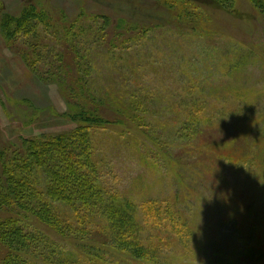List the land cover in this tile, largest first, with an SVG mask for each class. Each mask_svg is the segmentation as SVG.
<instances>
[{
  "label": "rangeland",
  "instance_id": "374dc122",
  "mask_svg": "<svg viewBox=\"0 0 264 264\" xmlns=\"http://www.w3.org/2000/svg\"><path fill=\"white\" fill-rule=\"evenodd\" d=\"M79 133L96 201L40 163L31 206L9 193L17 157ZM6 192L0 264H264V0H0Z\"/></svg>",
  "mask_w": 264,
  "mask_h": 264
},
{
  "label": "trees",
  "instance_id": "16d2710c",
  "mask_svg": "<svg viewBox=\"0 0 264 264\" xmlns=\"http://www.w3.org/2000/svg\"><path fill=\"white\" fill-rule=\"evenodd\" d=\"M87 119L95 121L94 119H90V117H87ZM73 135H75V137L59 136L51 142L40 144L37 150L33 149L31 154L33 157L37 158L33 164L30 159L21 161L17 159V157L16 171L24 170V172L21 173V175L14 172L9 176L8 181L11 183L13 189L10 190L9 193L17 195L18 199L26 206H31L33 202L27 199V190H31L30 180L34 178L33 175L36 163H40L46 166V169L54 173L49 187L51 195L69 201H96L98 196L95 193V187L92 182H87L85 180L84 172L81 169L80 159L83 157L82 147L86 148L87 145L86 136L80 133L79 136H76V134ZM56 146L58 148H56ZM61 165H64L63 170L61 169ZM39 194H41V191ZM8 197L9 194L7 195V192L0 193V199L3 198L6 201L9 199ZM43 201L44 200H42V202ZM91 210L95 209L92 208ZM38 212L43 214V216H45L44 214H49L46 215L49 219L53 216V214L50 215V212L47 210H39ZM88 214L93 216L95 213L89 210L84 214L85 218L89 217ZM104 214L107 216L108 221H111V223L113 222L112 231H115L117 238L122 241L121 244L130 245L131 243L128 241V236L135 238V234H137L136 220L133 213L110 206L106 208ZM13 222L15 223L17 220L6 219L4 221L7 232L13 231L9 227V224Z\"/></svg>",
  "mask_w": 264,
  "mask_h": 264
}]
</instances>
